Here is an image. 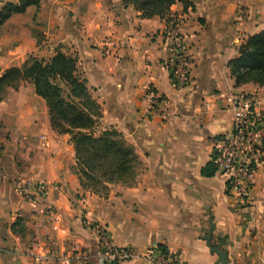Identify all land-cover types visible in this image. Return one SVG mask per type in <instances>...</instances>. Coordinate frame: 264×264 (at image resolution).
<instances>
[{
  "label": "crops",
  "instance_id": "crops-1",
  "mask_svg": "<svg viewBox=\"0 0 264 264\" xmlns=\"http://www.w3.org/2000/svg\"><path fill=\"white\" fill-rule=\"evenodd\" d=\"M18 0H0V8ZM181 1L186 2V6ZM123 0H40L0 25V76L29 56L59 51L77 71L101 110V130L114 129L137 156L130 181L104 192L82 189L74 146L51 128L33 85L5 88L0 100V264H63L62 255L86 252L101 264L98 229L133 259L161 246L182 264H264V128L253 183L239 195L228 176H202L214 145L229 132L233 94L253 95L264 113V87L235 86L228 62L244 41L264 29V0H176L172 22L141 19ZM174 24L172 27L171 25ZM184 37L190 80L176 88L168 60L171 35ZM146 89L161 99L148 113ZM25 185L18 187L19 184ZM45 183L43 195L33 185ZM20 220V229L11 226Z\"/></svg>",
  "mask_w": 264,
  "mask_h": 264
},
{
  "label": "trees",
  "instance_id": "trees-1",
  "mask_svg": "<svg viewBox=\"0 0 264 264\" xmlns=\"http://www.w3.org/2000/svg\"><path fill=\"white\" fill-rule=\"evenodd\" d=\"M176 0H123L141 19L158 17L168 24L170 7ZM184 7L186 2L181 1ZM40 0H18L0 8V25L28 7L38 9ZM172 27L174 24L171 25ZM235 86L254 84L264 87V29L248 37L238 48V55L228 62ZM21 82L33 85L34 92L46 104L51 128L67 134L74 146L76 169L82 189L104 192L107 184L130 180L138 165L133 149L114 129L101 130V110L91 98L86 82L77 71L75 58L59 51L48 60L29 56L20 68H9L0 76V100L5 88L16 89ZM216 172L212 162L201 171L211 177ZM20 220L11 226L20 229ZM18 231H15V228Z\"/></svg>",
  "mask_w": 264,
  "mask_h": 264
},
{
  "label": "built area",
  "instance_id": "built-area-1",
  "mask_svg": "<svg viewBox=\"0 0 264 264\" xmlns=\"http://www.w3.org/2000/svg\"><path fill=\"white\" fill-rule=\"evenodd\" d=\"M168 70L170 80L176 88H184L190 80L191 59L189 47L183 36L171 35ZM145 101L148 113H153L161 99L152 89H146ZM232 114L231 128L228 133L216 141L211 162L217 172L228 176L229 184L239 195L245 194L253 183L255 167L262 157L260 145L261 126L264 128V113L256 110V98L253 95L233 94L228 99ZM25 183L19 184L23 187ZM47 189L45 183L33 185L36 195H43ZM101 244L98 260L101 264H118L133 259L136 255L129 248H117L110 243L107 233L98 229ZM63 264L87 262L86 252H72L60 257ZM146 264H182L176 255L168 253L161 246H152L144 254Z\"/></svg>",
  "mask_w": 264,
  "mask_h": 264
},
{
  "label": "water",
  "instance_id": "water-1",
  "mask_svg": "<svg viewBox=\"0 0 264 264\" xmlns=\"http://www.w3.org/2000/svg\"><path fill=\"white\" fill-rule=\"evenodd\" d=\"M211 233H212V227H210L209 232L204 237L205 241L207 242V244L210 248V251L212 253L216 254V256L218 258V264H227L228 263L227 254L224 250H221V247L223 245V239L219 238V241H220L219 245L212 246V245H210Z\"/></svg>",
  "mask_w": 264,
  "mask_h": 264
},
{
  "label": "rangeland",
  "instance_id": "rangeland-1",
  "mask_svg": "<svg viewBox=\"0 0 264 264\" xmlns=\"http://www.w3.org/2000/svg\"><path fill=\"white\" fill-rule=\"evenodd\" d=\"M128 181H130V180H123L121 183H125V182H127V183H128Z\"/></svg>",
  "mask_w": 264,
  "mask_h": 264
}]
</instances>
